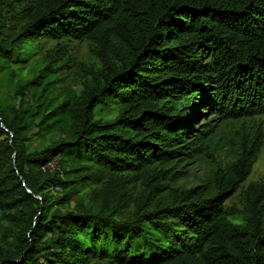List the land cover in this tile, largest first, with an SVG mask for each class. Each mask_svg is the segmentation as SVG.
I'll list each match as a JSON object with an SVG mask.
<instances>
[{
  "label": "trees",
  "instance_id": "16d2710c",
  "mask_svg": "<svg viewBox=\"0 0 264 264\" xmlns=\"http://www.w3.org/2000/svg\"><path fill=\"white\" fill-rule=\"evenodd\" d=\"M263 115L264 0H0V264H264Z\"/></svg>",
  "mask_w": 264,
  "mask_h": 264
},
{
  "label": "rangeland",
  "instance_id": "374dc122",
  "mask_svg": "<svg viewBox=\"0 0 264 264\" xmlns=\"http://www.w3.org/2000/svg\"><path fill=\"white\" fill-rule=\"evenodd\" d=\"M38 53L34 59L46 58L48 61L55 60L56 64L62 65L61 74L57 81L60 89L75 91L81 88V80L87 76L90 71L98 68L97 60L90 53V43L87 41L76 40H52L43 38L39 40ZM107 120H111L114 114L106 111L104 114ZM262 120L263 137L261 140L260 148L256 154L249 176L241 184L238 191L227 201L226 206H234L240 209L244 198L245 191L251 187L260 185L264 188V115L260 116ZM54 169L57 166L56 160L52 164ZM208 172V165L206 163H198L195 165L192 176L187 179L181 180L178 185L181 187H193L199 181L203 180ZM140 189L139 185L133 188L134 192ZM263 210V223H264V197L262 202Z\"/></svg>",
  "mask_w": 264,
  "mask_h": 264
},
{
  "label": "built area",
  "instance_id": "2783aa9c",
  "mask_svg": "<svg viewBox=\"0 0 264 264\" xmlns=\"http://www.w3.org/2000/svg\"><path fill=\"white\" fill-rule=\"evenodd\" d=\"M52 164L53 163L49 164V166H47V167H43L42 170L45 171V170H51V169H53L52 168L53 167Z\"/></svg>",
  "mask_w": 264,
  "mask_h": 264
}]
</instances>
